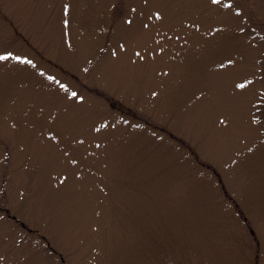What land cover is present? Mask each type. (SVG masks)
<instances>
[{"label":"rangeland","instance_id":"1","mask_svg":"<svg viewBox=\"0 0 264 264\" xmlns=\"http://www.w3.org/2000/svg\"><path fill=\"white\" fill-rule=\"evenodd\" d=\"M225 2L0 0V264H264V0Z\"/></svg>","mask_w":264,"mask_h":264},{"label":"snow or ice","instance_id":"2","mask_svg":"<svg viewBox=\"0 0 264 264\" xmlns=\"http://www.w3.org/2000/svg\"><path fill=\"white\" fill-rule=\"evenodd\" d=\"M211 3H212L213 5H219V4L221 3V0H211ZM233 3H234V0H226L224 6H225V8L230 9V8L233 7ZM69 8H70V5H65V6H64V11L67 12V11L69 10ZM234 11H235L237 14H240V13H242V12L244 11V9L241 8V7H235ZM154 16H155V18H157V19H163V14H162L160 11H156V12L154 13ZM245 19H247V17H245ZM69 23H70L69 20H67V19L63 20V24L67 25V24H69ZM128 23H131V19H130V18H129V20H128ZM192 26H193V27H196V28L200 27L199 24H195V25H192ZM145 27H147V25H145ZM222 29H223V25H219L218 27H216V28L213 29V32H214V33H215V32H219V31H221ZM239 31H240L241 33H243V32L245 31V29L240 28ZM210 34H211V33H210ZM177 39H179V38H177ZM120 47H121V48H126V45H125L124 43H121V44H120ZM158 51H160L161 53H163L164 49H163V48H159ZM113 55H116V53L113 52ZM135 55H136L137 57H139L141 60L144 59V57L141 56L139 50L136 51ZM151 55H152V56H155V52H153ZM10 59H12V60H16V61H21V62H23V63H25V64H31V65H33V66H34V64H35V62L32 61V60H30L27 56L17 55L14 51L0 50V61H5V62H6V61H8V60H10ZM235 64H236V60H235V59L225 58V59L223 60L222 63H216L215 66H216L217 68L223 70V69H226L228 66H234ZM40 72H41V73H44V69H40ZM259 72L262 73V75H260L259 77H257V75H255V74H249V75L246 76V77H241L240 80H239V82H237V83L235 84V88H236V89H239V90H241V91H245V90H247V88H248L249 86H251V85H252V84H253L258 78L264 80V68L259 69ZM48 79H50V80H52V81H56V77H55V76H49ZM57 83H59V82L57 81ZM60 87H61L62 89H64L66 92H68V94H69L71 97L76 98V99L79 100L80 102H83V101L85 100V97H84V96L80 95V94H79L78 92H76V91H72V90L70 89V86H69L67 83L60 84ZM153 95H157V93H153ZM199 95H200L201 97H204V96H205V92H204V91H200V92H199ZM257 106H264V87L258 89L257 94H256V97L254 98L253 108H255V107H257ZM250 119H251L253 122H255V121L259 120V116H251ZM220 120H221V122L224 123V124H227V123H228L227 119H225L224 116H221V117H220ZM109 126H110V125H109L108 121L105 120L102 124H98V125H96V126L94 127V131L99 132L101 128H107V127H109ZM47 136H48V137H51L52 139H55V140L58 141V142L60 141V136H59L55 131L49 130V131L47 132ZM79 142H80V143H83V142H84L83 137L80 138ZM97 147H99V143H98V142H97ZM71 163H72V164H76V163H78V161H76V160H72ZM78 175H82V174H81V173H78ZM65 178H66V177H65Z\"/></svg>","mask_w":264,"mask_h":264},{"label":"flooded vegetation","instance_id":"3","mask_svg":"<svg viewBox=\"0 0 264 264\" xmlns=\"http://www.w3.org/2000/svg\"><path fill=\"white\" fill-rule=\"evenodd\" d=\"M251 229V233H252V235H253V237H254V239H255V242L257 241V245L259 244V240H258V238H257V235H255L256 234V232H255V230L253 229V228H250ZM257 255H258V252H257ZM259 260V255H258V257H257V261ZM255 264H257V262L255 263Z\"/></svg>","mask_w":264,"mask_h":264}]
</instances>
